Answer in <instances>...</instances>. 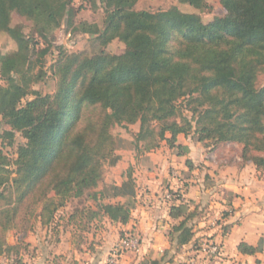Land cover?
<instances>
[{"label":"trees","instance_id":"16d2710c","mask_svg":"<svg viewBox=\"0 0 264 264\" xmlns=\"http://www.w3.org/2000/svg\"><path fill=\"white\" fill-rule=\"evenodd\" d=\"M101 1L106 8L105 29L87 24L79 29L96 36L103 46L118 39L125 52L62 56L52 69L55 93L35 92L36 99L22 105L31 94L21 84L31 72V39L11 27L12 15L30 21L34 32L48 43L70 18V0H0V32L7 28L18 44L15 53H0L5 77L0 115L10 127L3 138L13 143L20 133L26 141L17 150L14 171L0 150V257L16 251V264H23L20 243L10 246L5 234L21 207H27L29 220L49 226L70 200L86 193L97 200L98 193L90 192L100 186L105 164L115 166L120 161L112 148L114 125L140 123L138 141L145 134L152 140L158 137L148 150L165 142L179 156L189 149L178 144V137H189L193 131L199 143L239 144L244 162L264 173V87H259L264 75V0H221L227 16L210 25L177 8L152 14L134 11L138 0ZM184 1L197 8L205 4V0ZM186 100L194 104L195 126L176 120L178 103ZM152 124L159 130L149 129ZM126 177L120 186L101 191L102 199L125 202L97 206L99 213L122 225L131 220L136 199L131 169ZM11 186L15 199L11 196L1 209L7 200L4 191ZM170 216L182 220L174 231L180 233V245L188 244L193 233L187 224L202 217V212L173 205ZM260 250L245 243L239 246L244 255Z\"/></svg>","mask_w":264,"mask_h":264},{"label":"crops","instance_id":"0c3cea01","mask_svg":"<svg viewBox=\"0 0 264 264\" xmlns=\"http://www.w3.org/2000/svg\"><path fill=\"white\" fill-rule=\"evenodd\" d=\"M178 144L189 149L187 155L179 156L164 142L167 149L148 154L146 167L140 160L132 161L136 199L128 224L113 223L98 212V203L125 202L103 200L105 187L100 190V184L98 201L86 209L60 211L49 226L38 222L39 233L27 236L31 251L23 264H107L113 248L127 235L136 237L139 250L127 253L121 264H264V174L253 164L215 163L207 154L210 149L190 137L180 135ZM126 175L122 173L114 185L120 186ZM168 192L180 193L175 206L202 212V217L187 224L193 233L188 244H179L180 233L174 228L182 220L171 218L173 205L165 200ZM220 216L222 227H209L210 220ZM209 238L222 244L221 256L207 257L199 250ZM243 243L261 250L244 255L239 251ZM8 244L14 247L18 241L13 238Z\"/></svg>","mask_w":264,"mask_h":264},{"label":"rangeland","instance_id":"374dc122","mask_svg":"<svg viewBox=\"0 0 264 264\" xmlns=\"http://www.w3.org/2000/svg\"><path fill=\"white\" fill-rule=\"evenodd\" d=\"M173 8H177L184 14L198 16L204 25L219 22L227 16V11L221 0H205V4L201 8L191 6L184 0H138L133 10L157 14L169 11ZM68 10L71 14V20L69 17H66L62 26L49 38L48 43L34 32L33 24L30 21L15 13L12 15L11 27L21 29L22 33L31 39L30 47L32 50L29 55L30 63L28 62V65H31V72H27L26 75L28 77L23 79L21 83L24 88H30L31 94L23 99L22 105L35 100L36 97L33 94L35 92L41 93L43 96L55 93L56 82L53 77L52 69L62 56L73 54L93 56L101 51H105L111 55H122L126 50L125 45L118 39H109L107 45L103 46L100 41L97 40L96 36L82 31V24L96 26L100 31L105 29L106 8L101 0H70ZM17 49V42L8 35L7 28H2L0 32L1 55H11L15 53ZM44 51H47V54H44ZM42 74H44V76ZM35 75H37V77ZM2 86H5V77L1 74L0 65V87ZM259 87H264V75H261L259 78ZM178 104L179 109L176 120L181 124L190 121L195 126L194 112L191 110L194 104L191 103V105H189L187 100L180 101ZM149 129L159 130L156 124H152ZM8 130H10V127L0 115V150L9 158L11 163H13L10 169L14 171L16 169L14 162L17 160V150L20 146L24 145L26 141L20 133H17L14 142L11 143L9 139L3 138L4 132ZM140 131V123L128 126L114 125L111 128L112 148L115 149V155L120 157L121 162L119 161L120 163L118 162L115 166H110L108 163L105 164L103 169V180L99 188L100 190L104 187H110L116 184V178H119L122 173L127 174L130 169L133 171V168L130 167L132 161L135 160L136 162L140 160L142 165L146 167L148 154L157 153L161 151L162 148L167 149V146H163V142L158 149L148 150L151 145L158 141V137L152 140V136L145 134V139L138 141L137 136ZM189 137L192 142L196 144L199 143L197 140L198 136L194 135V131ZM201 145L204 149H210L207 154H210V160L216 161L215 163H220L222 161L232 165H238L239 161L240 165H246L242 158L243 146L239 144L209 141L207 144L201 143ZM213 151H215V153ZM163 152L166 151L164 150ZM124 164L125 166L122 168ZM15 177V174L11 175V178ZM106 180L109 181L108 184H105ZM12 188L11 186V189H5L4 193L7 200L4 201L1 209H3L4 205L9 204L8 199H10L11 196H13V200L15 199L14 189ZM100 190L97 188L90 193L98 192L99 195ZM89 195L90 194L86 193L82 198L70 200L66 207L60 211H64V213L65 211H69V213H71L73 211L86 209L88 205L95 202ZM7 207H14V205L12 204L5 208ZM27 212V207H21L17 217L14 218L11 224L12 228L5 234L7 243L13 238L20 243L19 258H21L22 261H25L26 255L31 251L26 246L28 234L30 232L36 234L40 231V227L37 226L38 222L29 220L26 217ZM17 257L16 251H12L11 256L8 257L9 259H6V257L0 258V264H16L15 261H17Z\"/></svg>","mask_w":264,"mask_h":264},{"label":"built area","instance_id":"2783aa9c","mask_svg":"<svg viewBox=\"0 0 264 264\" xmlns=\"http://www.w3.org/2000/svg\"><path fill=\"white\" fill-rule=\"evenodd\" d=\"M165 200L172 205H176L181 201L180 194L168 192L165 195ZM223 217L214 218L210 220L209 227L218 228L222 227ZM139 250V242L133 235H127L120 239L118 244L113 248L107 264H121L127 253H135ZM199 250L207 255V257L217 258L223 252V246L213 238L206 239L199 247Z\"/></svg>","mask_w":264,"mask_h":264}]
</instances>
